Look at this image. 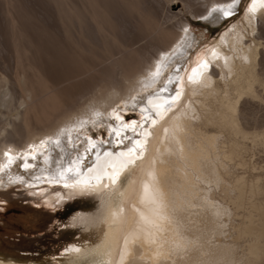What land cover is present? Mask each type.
Wrapping results in <instances>:
<instances>
[{"label":"bare ground","instance_id":"1","mask_svg":"<svg viewBox=\"0 0 264 264\" xmlns=\"http://www.w3.org/2000/svg\"><path fill=\"white\" fill-rule=\"evenodd\" d=\"M79 1L80 4L77 9L80 10L75 9L78 11L76 13L78 19L75 14L76 11L73 10L77 6L68 7L63 14L64 18L69 20H66V23L72 22L73 24L74 17L75 24L77 23L76 50L79 65H77L78 67L74 65L76 71L62 80L87 79V83L90 82L88 85L89 92L87 91L90 95L86 100L68 104L63 101V97L66 95L64 94L62 97L61 91L56 93L55 84L51 83L52 86L50 83L44 82L39 76L42 74H40L41 70L38 69V76L41 77L39 81L36 72L33 70L31 73L25 71L28 76H25L26 74L24 75L21 71V74L19 73V76L16 77V83L21 88L22 94L17 96L18 98L15 96L16 103H14L15 101L12 102L14 96L11 95L13 92L5 85V78L0 77L1 87L2 85L5 87L0 88V165L7 163L6 152L18 157L10 167L0 172V185H8L16 181L30 184L40 180L51 181L52 184H56L58 181L65 185V182L60 179V170L67 168L70 161L81 157L83 158L81 164L82 181H88V184L81 183L73 187L71 180H69L70 186H68L67 195L70 199L76 200L82 197L79 195L88 194L94 198L95 205L89 209L81 206L80 210L75 211L67 221L60 225L63 226L62 232H72L71 239L60 244L55 250H50L43 261L27 262L0 257V264H49V261H52L53 264H237L236 262L239 264V261L236 260L238 259L236 255H239V252L237 253L235 250L237 246L235 248L234 243H226V241L222 242L223 239H217L218 235L222 233V231L220 232L222 229L220 225L224 222L222 220L220 223V216H225L227 213L223 214L227 209L222 203L216 202L217 200L209 199L206 184L209 183L212 186L218 184L222 179L224 180L222 174L228 169V165H230L229 169L236 167L232 164L227 165V163L229 161L232 163L236 159L237 150L241 149L242 146L239 144L237 149V141L234 143L233 138H231L230 141L232 142L225 146L226 148L223 147L222 130L224 128L226 133L227 131L236 134L244 133L243 129L241 130L242 127L239 126L240 123L238 124L239 121L236 120L237 116L234 114L244 93V88L241 89L233 85L234 95L231 97L226 96L227 94L220 95L219 100L217 97L220 108L218 107V114L216 111L218 117L216 120H219L218 126L220 128L216 127V124L215 127L218 129L215 130L214 128V131L212 129L209 131V128L206 130V123L204 122L202 125L205 127L203 126V128L192 122L191 117L196 111V104L194 103L196 101L193 102L190 98L192 87H195L193 86L194 83L208 84L216 80V75L220 76L221 71H216V68L214 69L210 63L218 59V62L220 61L223 67H226L230 63L228 59L230 54L227 56L218 48L208 50L204 55L202 52L203 56L201 59L199 58L200 60L197 61L196 65L193 63L195 65L193 68H197L202 62H206L208 67L199 69V74L194 76L192 81L185 76L186 79L183 83L181 79L179 81L176 79L177 75L181 78L180 71H177L179 68L177 65L176 75L171 74L168 78L173 82L177 80L179 83L177 89H180L181 95L178 101L174 105H166L167 110L153 109L152 105L148 104L150 96L159 94L160 99L153 100V104H163L164 98L175 94L172 88L173 83L169 84L168 80L164 82L161 75L158 78H153L152 73L157 64H160L162 73L169 63H179L180 58L185 56V52L194 41L188 32L183 13L168 12L170 6L176 1L170 0L166 7L169 17H172L174 22L168 28L160 26L159 23L156 25L154 33H152L156 36L157 45L151 53L144 57L134 55L135 52L131 53V49L134 50L132 46H119L115 34L104 31L105 26L101 23L92 2L90 0ZM230 3L232 0H207L200 12H195L193 9L191 12L193 15L202 14V16H206L210 23H218L225 15L212 10ZM262 9L259 8L255 13L249 11L247 13L254 16ZM94 35L101 36V41H96ZM238 35L236 33L231 35L230 44L231 46L239 45L243 49L240 55L245 62H248L244 66H247L246 69L249 73L247 74L255 81L252 61L256 60L257 56L249 49L250 45L246 46L240 43L241 40ZM223 39L226 40V38ZM36 59L38 64V57ZM34 66L37 68V65ZM241 67L243 66L241 65ZM241 70H238L240 75L243 73ZM192 75L191 71L189 76ZM235 75L237 76V74ZM240 75H238L239 78ZM34 81H37V86H35L36 84L33 85ZM234 82H237L236 79ZM245 83L246 91L248 89L251 93L250 89L252 88L250 86L252 83L250 84L249 80ZM211 84L213 85V83ZM164 87L168 90L160 91ZM156 88L157 90L150 91ZM201 89L205 93L210 91L209 87V90L202 87ZM69 99L71 101V98ZM117 102H122L126 106H140V113L147 119L142 121L140 118L142 122H137V125L143 123V128L138 126L134 133L131 128L128 131L121 129V137L112 133L106 142L94 140L101 154L100 159L97 160V149L85 152V148L88 146L86 137L77 134L78 127H81L82 121L85 122L84 126L98 119L102 120L100 121L103 122L102 124L108 125L109 132L111 130L110 125L119 128V122L110 116L113 114L110 108L115 106ZM145 108L148 109L147 113L142 111ZM205 109L208 110L206 107ZM158 110L162 111V116L156 115ZM209 110L206 114L210 113L211 110ZM206 118L204 120H207ZM153 119H155L154 124L152 123ZM216 123L218 122L216 121ZM68 129L72 130L71 135L76 147L68 143L66 136L60 135L62 130ZM145 130L147 134H145ZM230 133L229 135L233 134ZM76 136H79L80 140L76 141ZM124 136L132 139H125L123 143H120V139ZM57 137L61 140L60 147L53 143L41 145V141L49 138L55 140ZM137 139L143 143V155L139 159L133 155L131 158L135 159V163L129 164L126 168L121 169L120 162L129 157H105L103 155L104 152H125ZM34 147L36 159H32ZM117 147L118 149H116ZM240 153L238 150V154ZM25 154H28V163L33 165L28 169L23 167L24 161L21 159ZM238 157L240 162L241 157ZM113 163L117 165V170L120 171L119 178L115 183L105 174L113 172V168L110 167V164ZM89 168L91 171L88 170ZM233 173V170L232 173L229 172L230 176ZM98 176H102V179L98 180ZM224 176L225 179L227 178L225 182L229 183L228 177L230 176L226 174ZM17 177L21 179L17 180ZM230 180V189L235 192L233 202L236 205L239 203L241 205L243 204L241 203V196L245 194H242V191L247 186L246 181L242 175L237 173H234ZM250 183L248 185L249 192L254 190L257 185ZM145 185L148 186L147 195L145 194ZM226 188L229 189L228 186ZM48 196H46L47 199ZM51 199L53 200V196ZM58 199L60 198L58 197ZM248 201L252 200L249 199ZM249 210L251 211L246 214V218L238 227V231L241 232V235L244 233L251 235L246 246V253L250 257L257 258L258 261L261 259L258 257L262 256L264 249V217H259L263 216V212L260 215L257 213L259 206L255 203H250ZM252 210L255 211H253L254 214L259 215L257 216L258 219L255 218L257 221H253L255 219L251 217L253 215L251 214ZM253 216L255 217V215ZM223 228L225 229V227ZM213 235L216 236L215 239L212 237ZM74 249H79V251H74ZM240 255L242 260L243 256ZM243 260L242 262H244ZM257 261H255L256 264H258ZM246 262L249 264V261Z\"/></svg>","mask_w":264,"mask_h":264},{"label":"rangeland","instance_id":"2","mask_svg":"<svg viewBox=\"0 0 264 264\" xmlns=\"http://www.w3.org/2000/svg\"><path fill=\"white\" fill-rule=\"evenodd\" d=\"M67 1L69 4L66 3ZM90 1L101 23L105 26L104 31L114 33L119 46H132L134 50L131 49V53L135 52L134 55H141L142 57L151 53L157 45L156 36L153 34L156 25L159 23L160 26L168 28L174 22L172 20L173 18L169 17L168 12L183 13L188 32L194 41L185 52V56H181L183 59L180 58L181 61L179 63H169L162 71L161 78L164 82L169 79V75H176L175 70H177L179 66L178 69L183 83L186 79L185 76L187 78L189 77L197 61H199L208 50L210 51L214 48H218L227 56L230 54V56H228L230 63L226 66L229 67L227 69L223 67L220 61L218 62V59L210 63L214 69L216 68V71H221V74L219 73L220 76L216 75L215 81L209 82L210 84L213 83V85L209 83L204 84L205 86L198 83V85L196 83L193 84L195 87H192L190 98L193 102L196 101L197 103L194 102L196 104V111H194L191 120L194 124L202 128L206 125V130L210 129L209 131H211V129L213 130L214 128L215 130L218 129L216 127H219V120H216L218 119L216 111L220 108L218 102L219 96L227 94L226 96L231 97L234 95L233 85L241 89L244 88L243 92L245 95L244 93L243 95L246 97L243 95L241 96L242 100H239V106L237 104L234 112L237 117L234 116L237 122L239 121L238 124L240 123L239 126L242 127L241 130L243 129L244 133H240L239 131V134L235 132L230 133L228 131L226 133L224 128L222 130V136H224L222 138L225 142L222 141L223 147L228 146V144L232 142L230 141L231 138H233L232 140L234 143L237 141V149L239 144L242 146V148L239 147L241 149H238L242 156L238 154L237 150V156L236 159H234L235 161L237 160V162L233 160L236 164L233 161L232 163L230 161L227 163V165L232 164L236 167L233 168L231 165L233 169H229L230 165H228L226 171L228 170L232 173L233 170L235 174L242 175L244 181H246L245 183L247 186L244 187L245 190L243 189L245 192L242 191V194H245L241 196V203L243 204L240 205L239 203L236 205L233 202L235 192L230 189L231 187L229 185L231 183L230 179L233 178L234 173L232 176H230L231 174H229L228 171L222 174V177H224V180L222 179L224 182L223 186V182L221 181L218 184H213V186L208 183L206 184V188L209 199L213 201L217 200L216 202L222 203L225 205L224 208L226 207L227 209L223 215L227 214L225 216H220V223H222L223 220V224L225 225H220V228H222L220 229V232L222 231V236L218 235L219 232L217 234V239H223L222 242L226 241V243H234L235 248L237 246L235 250L237 253L239 252V255H236V258L238 257L236 260L239 261V264H247L246 261H249V264L255 263L257 258L250 257V255L246 253V246L251 235H246L245 233L241 235V232L238 231V227H240L241 223L245 220L246 214L251 211L249 210L251 202L259 206V211H256L259 215L263 212V216H259L256 213L254 214V210H252L251 214L255 215V217L253 215L251 217L254 219H258L257 216L264 217V207L261 208L264 206V8L261 11L262 13L259 11V13H256L254 16H250L247 11L251 4V0H240V3L233 11V15L225 16L218 23H210L206 16H202V14L193 15V12H191V9L195 12H200L207 0H171L172 2H176L170 6L168 12L166 7L170 0ZM79 4V0H66L65 2L64 0H0V77L5 78V85L13 92L11 93V95L13 94L14 96V98L12 97V102L15 101L14 103H16L15 96L19 97L22 94L21 88L16 83V77L19 76L21 71L24 75L26 74L25 76L35 71L38 81L39 79L41 80L42 77L44 82L55 84L54 88H56V93L57 91H61L63 94L60 92L59 94H61L62 97L65 94L66 96L63 97V101L68 104L78 103L88 98L90 95V93H88V85H90V82H88V84L86 81L87 79L81 78V80H79L80 78H76L77 81L74 80L75 78L66 81L62 80L70 73L72 74V72H75L76 67H78L77 65H79V62L77 63L79 57L76 50L77 23L75 24L74 16L73 24L72 22L70 24H68V22L66 23V20H69L66 19V17L64 18L63 14H65V9L71 6H77L73 10H80L77 9ZM77 12L78 11H76L75 14ZM145 33H147L146 35L148 36H144ZM235 33L239 34L240 43L246 46L250 45L249 49L257 56H255L256 60H254L255 63H257L255 64L254 61H252V71L254 70L255 81L254 78L248 75L247 66H244L248 62H245L244 58L240 55L243 49L239 45L231 46L230 44V38ZM94 37H96V41H101V36L94 35ZM223 38H226V40ZM202 52L203 55L201 54ZM37 57L38 64L35 61ZM34 65H37V68H35L36 66ZM241 65L243 67H241ZM38 69L41 70H39L40 74L42 73L41 75H39ZM240 69H242L241 73L243 72V76L238 72ZM235 74H237V76ZM38 75L41 77L39 78ZM238 75H240V78ZM245 78L246 80H244ZM235 79L237 82H234ZM70 80L71 82H69ZM247 80H249L250 84L253 81L255 82L250 86L253 89H250L251 93L248 89L247 91L245 89V81ZM178 81L176 80L172 85L175 92L177 90L180 91V89H177L179 84ZM36 82L34 81L33 85H35ZM35 86H37V84ZM57 86L62 87L59 89ZM2 87L0 83V88ZM201 87L207 90L210 89V91L205 93ZM155 90H157V88L151 89L150 91L152 92ZM69 98H71V101ZM205 107L211 110H209V114H206L208 110L205 109ZM110 109L112 110H110L111 113L115 112L119 114L123 117V121L129 124L133 120L140 123L139 121H141L143 117L139 111L140 106H126L122 102H117L115 106L113 105ZM110 116L114 118L113 114H110ZM203 117H207L206 119L209 121L204 120ZM100 121L102 120L97 119L82 127H78L77 134L84 135L85 137H92L95 141H108V125L106 126ZM216 121L218 123H216ZM203 122L206 124L202 125L204 124ZM128 130L129 129H127V131ZM229 133L233 134L229 135ZM234 133L236 134L235 137ZM244 134H246V137ZM236 136L238 137L236 138ZM79 138V136H76L75 140H80ZM116 149H118V147ZM238 156L241 157V164L238 161ZM225 174L231 177L227 176L230 181L229 183L225 182V180L227 181V178L225 179L224 176ZM46 181L47 180L36 181L38 184H24L16 181L8 185H0V257L12 260H24L27 262L43 261L45 255L49 253L50 250H55L60 244L66 241L68 242V240L71 239L72 232H62L63 226L60 225L67 221L75 211L80 210L81 206L89 209L95 205L94 198L88 194L79 195V197H82L76 200L70 199L67 195L69 187H65V185L58 181L56 184H52L51 181ZM250 182L255 183V185L257 184L258 187L256 185L255 189L249 192L248 185L251 184ZM226 186H228L229 189H227ZM46 196H48V199ZM52 196L53 200L51 199ZM58 197L60 199H58ZM249 199L252 201H248ZM256 219L253 221H257ZM223 227H225V229ZM215 235L212 236L214 239L216 238ZM245 253L247 256L243 255ZM240 254H242V260L244 258V262H242ZM263 255L264 249L262 256L258 257V259L261 258L257 261L258 264H264ZM248 256L251 260L253 258L254 261H251ZM236 263L238 264V262ZM49 264H53V262L49 261Z\"/></svg>","mask_w":264,"mask_h":264},{"label":"snow or ice","instance_id":"3","mask_svg":"<svg viewBox=\"0 0 264 264\" xmlns=\"http://www.w3.org/2000/svg\"><path fill=\"white\" fill-rule=\"evenodd\" d=\"M240 3V0H232V3L226 5V6H219L217 8H214L212 11L213 12H220L225 16H230L233 15V11L236 8V6ZM259 8H264V0H251V4L248 7V11L250 13H255L257 12V10ZM185 31H187V29H185ZM213 55H215V53H213ZM208 65L206 62H202L197 68H193L192 69V76H189V80L192 81L194 79V76L199 74V69L202 68H207ZM179 72V69L177 70ZM161 66L160 64H157L155 71L152 73L153 78H158L161 75ZM177 80H180L181 78L179 77V75H177L176 77ZM168 83L171 84L173 83V81L171 79H168ZM168 89L166 87L161 88L160 91H167ZM181 95V92L179 90H177L175 92V94L171 97L168 98H164V103L163 104H153V100H158L160 99L159 94H157L156 96H150L148 99V104L152 105L153 109H163V110H167V108L165 107L166 105L171 106L174 105L179 97ZM143 112L147 113L148 109H142ZM156 115L157 116H162V111H156ZM114 119L119 122V128L116 127H112L111 125L110 127V132L109 135H111L112 133H115V135L117 137H121V129H129L131 128L133 132H135L136 128L139 126L140 128H143V123H141L140 125H137L136 121H131V123H125L123 121V117H121L119 114H116L115 112L113 113ZM147 119V117H142V120ZM85 122H81V127L83 126ZM94 123V122H93ZM152 123H155V119L152 120ZM71 131L70 129L68 130H62L61 131V136H66L68 143L72 144L73 147H76V145L73 143V137L71 135ZM145 134H147V131L145 130ZM125 139H129L131 140V137L128 136H124L120 139V143H123V141ZM102 143L105 141H101ZM49 143H53L55 144L57 147L61 146V140L59 137H57L55 140H52V138H49L48 140H44L41 141V145H47ZM86 143H87V147L85 148V152H90L93 149H97L96 151V156H97V160L100 159V152L97 148V143L92 139V137H86ZM103 155L105 157H109V156H116V157H124L127 156L129 157L128 159H124L120 162V168H126L128 167L129 164H134L135 163V159H132L131 157L133 155H135L136 159H139L142 155H143V143L141 142V140L137 139L134 140L132 142V144L126 149L125 152H120V153H111V152H104ZM5 156L8 157L7 159V163L4 165H0V172H3L5 169H7L8 167H10V165H12L16 159H18V157H14L12 155H10L9 153H5ZM21 159H23L24 163H23V167L25 169L31 168L33 167V165L28 163V154H25L24 157H22ZM32 159H36V149L35 147L33 148V153H32ZM47 159V158H46ZM83 162V158L78 157L76 160L70 161L69 165L67 168L61 169L59 172V176L60 179L63 180L65 182V187L70 186L68 181L71 180V186L75 187L78 184H88V181H82V177H83V173L81 172V164ZM110 167L113 168V172L111 174L105 173L106 175L109 176V179L112 180L113 183L116 182V180L119 178L120 175V171L117 170V165L115 163L110 164ZM89 171H91V168L88 169ZM102 171V170H101ZM17 180H20V177L16 178ZM97 179H102V176H98ZM145 194H148V186L145 185ZM74 251H79V249H74Z\"/></svg>","mask_w":264,"mask_h":264}]
</instances>
